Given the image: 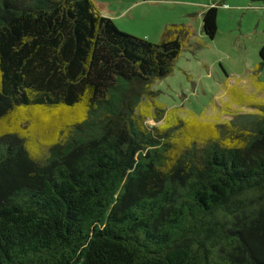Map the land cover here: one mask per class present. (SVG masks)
Listing matches in <instances>:
<instances>
[{"label":"trees","instance_id":"obj_1","mask_svg":"<svg viewBox=\"0 0 264 264\" xmlns=\"http://www.w3.org/2000/svg\"><path fill=\"white\" fill-rule=\"evenodd\" d=\"M188 34L0 0V264H264V103L182 120L151 88Z\"/></svg>","mask_w":264,"mask_h":264},{"label":"rangeland","instance_id":"obj_2","mask_svg":"<svg viewBox=\"0 0 264 264\" xmlns=\"http://www.w3.org/2000/svg\"><path fill=\"white\" fill-rule=\"evenodd\" d=\"M98 1H108L105 10L126 12L116 16L120 30L152 42L165 24L189 26L170 72L151 86L161 106L182 120L225 122L230 113L264 103V0ZM212 2H219L217 31L209 38L201 14ZM145 122L160 123L151 117Z\"/></svg>","mask_w":264,"mask_h":264},{"label":"crops","instance_id":"obj_3","mask_svg":"<svg viewBox=\"0 0 264 264\" xmlns=\"http://www.w3.org/2000/svg\"><path fill=\"white\" fill-rule=\"evenodd\" d=\"M93 2H94V4H95V6H96V8H97V10L102 14V15H104V16H108V17H110L112 20H113V22L115 23V25L118 27V28H120V26H119V24H118V21L116 20V16H122V15H125L126 16V12H124V11H122L121 9L120 10H118V11H116V12H111V10H105V7H107L108 8V1H106V2H99L98 0H93ZM121 3H118L117 5H120ZM114 11V10H113ZM116 13V14H115ZM122 14V15H121ZM202 15V14H201ZM182 23H184V22H182ZM170 24V23H169ZM185 24V23H184ZM165 25H167V24H165ZM164 25V26H165ZM186 25V24H185ZM164 26H163V28H164ZM187 27V26H186ZM189 27V26H188ZM187 27V28H188ZM162 28V29H163ZM190 29V28H189ZM188 29V30H189ZM202 30V29H201Z\"/></svg>","mask_w":264,"mask_h":264}]
</instances>
